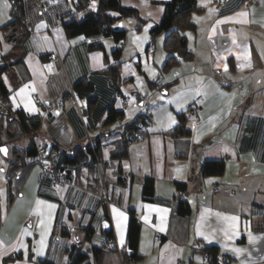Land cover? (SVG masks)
<instances>
[{
  "label": "crops",
  "instance_id": "1",
  "mask_svg": "<svg viewBox=\"0 0 264 264\" xmlns=\"http://www.w3.org/2000/svg\"><path fill=\"white\" fill-rule=\"evenodd\" d=\"M122 1L146 22L138 28L145 33L133 34V48L126 47L125 38L119 63L110 53V37L99 38L104 49H90L91 39L67 37L58 23L41 19L25 42L24 68L2 72L10 108L40 117L38 128L15 144L24 147L34 140L58 145L59 163L74 167L76 179L74 186H53L48 178L41 179L40 167L33 163L20 194L2 210L7 181L16 174L0 176V264H68L79 248L89 252L92 244L105 241L104 207L119 264H208L207 246L226 254L229 264H264V0H221L217 5L197 0L191 16L203 48L192 49V59L169 68L174 73H168L158 98L148 105L135 76L149 80L159 73L161 60L154 57L155 46L147 48V34L160 18L163 0ZM11 2L0 0V25L10 17ZM2 35L0 54L11 47ZM202 49L207 55L198 62ZM164 57L165 51L160 59ZM115 64L118 100H127L122 120L142 111L152 115L148 133L130 142L126 155L121 128L104 123L103 109L113 96L106 69ZM83 77L92 81L98 97L90 105L72 91ZM130 93L137 99L134 105L129 104ZM168 98L171 109L161 115ZM118 100L116 106L122 108ZM191 105L196 118L186 124L189 148L179 155L182 143L177 146L165 130ZM91 143L98 148L96 159L87 149ZM207 159H223V171L203 174ZM145 176L153 178L158 201L143 200ZM177 181L185 184L183 197L189 205L182 215L177 213ZM129 209L140 222L141 258L136 261L122 260L128 250ZM231 217L236 219H227ZM88 226L93 230L85 240ZM15 253L19 256L5 260Z\"/></svg>",
  "mask_w": 264,
  "mask_h": 264
},
{
  "label": "trees",
  "instance_id": "2",
  "mask_svg": "<svg viewBox=\"0 0 264 264\" xmlns=\"http://www.w3.org/2000/svg\"><path fill=\"white\" fill-rule=\"evenodd\" d=\"M40 1L49 2L44 10L40 9ZM160 3L163 5L162 13L157 22L150 24L149 34L151 39H153L155 35L163 33L162 47L165 51L164 67L166 69V67L169 68L175 63L190 60L194 56V51L188 45L186 31L196 29V23L191 15L198 8V5L197 0H163ZM9 13V19L0 25V32L3 34L4 40L11 45L7 52L0 54V149H6V152L0 151V157L4 159V162H1L0 159V176H7L13 171L15 172L19 167H21V171L7 181L5 197L8 204L12 203L20 194L29 167L36 163L35 161L27 163L25 159L26 157L33 159L36 157L39 144V142L33 140L27 146L20 147L14 141L22 136L32 134L40 124V117L27 114L21 108L16 110L10 108L8 105L10 90L2 77V72L9 71L14 67L24 68L25 42L31 34L34 24L41 19L46 20L49 25L58 23L67 37L82 35L91 39L88 42V48L90 49H104V45L99 38L110 37L114 42V47L110 53L119 63L127 35V28L117 25L116 22L125 16H134L138 19V22L140 19V23L136 26L138 28L146 22V19L139 15L135 7L124 4L122 0H12ZM116 65H110L106 69L109 75V82L113 88V96L104 106L103 110L106 112L104 123L116 122L117 126L121 128L122 155H126L127 145L148 133V127L152 124V115L149 111H142L138 112L129 121L122 120L125 111L123 107L119 108L116 106L117 98L121 96L119 95L121 92L118 87L119 69ZM19 82L20 80L15 84ZM72 91L75 95L85 98L89 105L96 102L98 98L95 94L94 84L86 77L76 81L72 86ZM189 107H192V105L177 113V122L165 130L174 138L177 146L182 143L178 152L179 155L185 154V151L189 148L187 137L190 134V128L187 127V120L184 117V111ZM45 145L57 152L54 160L57 170L66 171L67 178H69L73 169L76 176L74 167L59 163L60 148L58 145ZM87 149L92 153L91 158L96 159L97 145L91 143L87 146ZM37 165L39 166V164ZM201 170L203 174L207 175L220 174L223 171V159H207L203 162ZM43 178H48L53 186H57L53 184L50 177L45 176L41 179ZM176 187L179 196L177 213L186 214L189 210V205L187 200L179 195L180 190H185V184L177 181ZM141 194L143 200L158 201L160 199L155 195L152 177L145 176L142 179ZM103 203L106 205L105 202ZM103 221L105 241L98 245L92 244L89 252L79 248L68 264H80L83 262L84 264H119L115 259L117 248L105 207ZM86 230L85 240H90L93 229L88 226ZM139 232L140 222L134 210L129 209L127 224L128 250L123 252L122 260L136 261L141 258V253L138 251ZM105 244H109L108 249H105ZM204 249L208 253V264H221L218 261L219 253H217L216 247L207 246ZM17 256L19 254L15 253L5 257V260L13 259ZM40 264L53 263L45 260Z\"/></svg>",
  "mask_w": 264,
  "mask_h": 264
},
{
  "label": "rangeland",
  "instance_id": "3",
  "mask_svg": "<svg viewBox=\"0 0 264 264\" xmlns=\"http://www.w3.org/2000/svg\"><path fill=\"white\" fill-rule=\"evenodd\" d=\"M53 1H55V0H53ZM136 23H140V19H139V22H138V19L136 17H134V16H125V17L120 18L119 21L116 22L117 25L125 26L127 28V35H126V41H125L127 48H133V45H134V43H133L134 42L133 34L139 33V35H141V34L145 33V32H141L142 30L140 31L138 29V27H136ZM198 31H199L198 30V26L196 27L195 30L190 29V30L186 31L187 36H188V40H189V45H190L189 47L191 49H194V50H195V48H203V46H200V41L198 40V37H199ZM160 34L155 35V37L153 39H151V36L149 34H147L148 37H149L148 40H147V42H149L148 43L149 50H151V51L153 50V49L150 48L151 45H152L153 48L155 46L154 57H155L156 60H158V59L161 60V61H159L160 62L159 63V70H158L159 73L156 76H154L151 79H149V80H147V78H145V76L143 74L135 76L136 77V80H135L136 84L139 85L141 89L143 88L140 91L143 94V98H145V100H146L145 101L146 102L145 105H148L150 102H153V100H156V98H158L157 94L160 93L161 90H162V89H159V85H161L160 83L165 82V80H167L168 73H171V74L174 73V71H171V69L173 68L172 65L169 67V68L172 67L170 70L167 67L165 69V67H164L165 58L160 59L161 53L162 52L164 53V49L162 47L163 33L161 35ZM205 51H203V49L201 51H199L200 59L198 60V62L202 61L201 59L204 58V54L207 55V52H205ZM127 59H129V56H127ZM145 81H147V83L149 84V85L148 84L146 85L148 87V90H147L148 92L144 91V87H145L144 83H145ZM161 86H163V85H161ZM157 89H159V91ZM127 98H128V100L130 102L129 103L130 105H134L137 102V99L131 93L127 96ZM117 100H118V98H117ZM124 100L127 102V100L125 98H124ZM174 100H175V97H174ZM170 101H171V98H168L167 102H166L165 109H159V113L161 115L163 114L161 112L167 113L168 108L171 109L170 106H169ZM118 102H119L120 107L125 106V105L121 104V101L118 100ZM153 104H157V103H153ZM151 106H153V105H151ZM160 114H159V117H161ZM0 159H1V162H4L3 157H0ZM181 191H183V190H180V192ZM24 195H25V198H27V194L25 193ZM179 195H180V193H179ZM4 196L5 195L3 194L2 195V208L3 209L2 210H7L5 208H7L9 206V204L7 203V199H6V197L4 198ZM0 208H1V205H0ZM3 213H4V211H3Z\"/></svg>",
  "mask_w": 264,
  "mask_h": 264
},
{
  "label": "built area",
  "instance_id": "4",
  "mask_svg": "<svg viewBox=\"0 0 264 264\" xmlns=\"http://www.w3.org/2000/svg\"><path fill=\"white\" fill-rule=\"evenodd\" d=\"M221 0H210V3L213 5L219 4ZM247 1H254V0H247ZM48 1H40V9L44 10L48 6ZM151 49H153L152 45L150 46ZM119 101H121L122 105L126 104V101L124 98H120ZM61 104V101L58 103ZM184 117L187 121L195 119L196 118V108L194 106L189 107L187 110L184 111ZM57 152L53 149H49L45 144L39 143L37 147V155L33 159L31 157H26L25 161L27 163L35 161L37 164H39L41 168L40 177H50L52 179V182L54 185L58 184H68V185H74L75 184V171L72 169L70 172V177L67 178V173L64 170H57L56 165L54 163V160L56 158ZM21 171V167L15 170V173L18 174ZM216 188L215 185L212 186V189L214 190ZM181 197L184 196V191H179ZM109 248V244H105V249ZM204 256L208 257V253L205 251ZM218 261L221 264H229V258L226 254H219L218 255Z\"/></svg>",
  "mask_w": 264,
  "mask_h": 264
},
{
  "label": "snow or ice",
  "instance_id": "5",
  "mask_svg": "<svg viewBox=\"0 0 264 264\" xmlns=\"http://www.w3.org/2000/svg\"><path fill=\"white\" fill-rule=\"evenodd\" d=\"M0 151H5L6 152V149H0ZM38 203H40L39 201H38ZM227 219H231V220H235L236 218L235 217H231V218H227Z\"/></svg>",
  "mask_w": 264,
  "mask_h": 264
},
{
  "label": "water",
  "instance_id": "6",
  "mask_svg": "<svg viewBox=\"0 0 264 264\" xmlns=\"http://www.w3.org/2000/svg\"><path fill=\"white\" fill-rule=\"evenodd\" d=\"M1 148H3L2 146H1ZM5 153V152H4Z\"/></svg>",
  "mask_w": 264,
  "mask_h": 264
}]
</instances>
